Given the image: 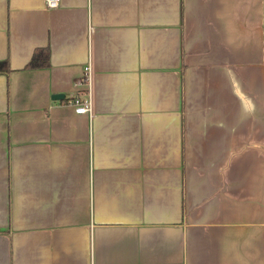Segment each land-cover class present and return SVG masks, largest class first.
Returning a JSON list of instances; mask_svg holds the SVG:
<instances>
[{
  "label": "crops",
  "instance_id": "obj_1",
  "mask_svg": "<svg viewBox=\"0 0 264 264\" xmlns=\"http://www.w3.org/2000/svg\"><path fill=\"white\" fill-rule=\"evenodd\" d=\"M0 264H264V0H0Z\"/></svg>",
  "mask_w": 264,
  "mask_h": 264
},
{
  "label": "built area",
  "instance_id": "obj_2",
  "mask_svg": "<svg viewBox=\"0 0 264 264\" xmlns=\"http://www.w3.org/2000/svg\"><path fill=\"white\" fill-rule=\"evenodd\" d=\"M60 0H46L47 5L50 7L57 6ZM92 77V68L90 64H85L84 72L82 78L78 81L80 83L89 84ZM72 102L75 104V109L78 112H86L91 110V93H87V95H83L81 93H77Z\"/></svg>",
  "mask_w": 264,
  "mask_h": 264
},
{
  "label": "trees",
  "instance_id": "obj_3",
  "mask_svg": "<svg viewBox=\"0 0 264 264\" xmlns=\"http://www.w3.org/2000/svg\"><path fill=\"white\" fill-rule=\"evenodd\" d=\"M49 63V49L48 47L38 48L31 60L29 61V66H37V65H47Z\"/></svg>",
  "mask_w": 264,
  "mask_h": 264
},
{
  "label": "water",
  "instance_id": "obj_4",
  "mask_svg": "<svg viewBox=\"0 0 264 264\" xmlns=\"http://www.w3.org/2000/svg\"><path fill=\"white\" fill-rule=\"evenodd\" d=\"M62 95H63V93H61V92H56V93L54 94L55 97H59V96H62Z\"/></svg>",
  "mask_w": 264,
  "mask_h": 264
}]
</instances>
